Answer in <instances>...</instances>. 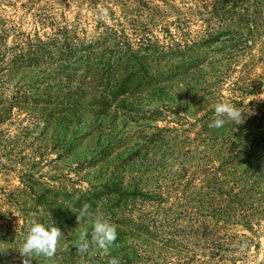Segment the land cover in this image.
Instances as JSON below:
<instances>
[{
	"label": "rangeland",
	"instance_id": "374dc122",
	"mask_svg": "<svg viewBox=\"0 0 264 264\" xmlns=\"http://www.w3.org/2000/svg\"><path fill=\"white\" fill-rule=\"evenodd\" d=\"M220 1L0 0V101L15 100L9 113L0 107V264H24L26 259L30 264H108L109 252L121 247L129 257L121 264H264V181L243 196L244 207L220 215L219 199L228 190L217 169L225 154L218 146L207 155L205 123L198 121L205 105L188 108L185 102L196 96L186 86H202L222 71L216 101H244L242 107L249 111L264 106V0H259L263 26L234 63L222 68L224 54L217 44L209 46L214 65L171 80L169 107L152 120L116 104L107 105L104 114L89 113L90 106L84 105L78 114L67 115L57 103H64L67 87H76L78 62L61 70L57 57L28 67L19 59L27 61L40 41L85 44L114 32L135 49L140 38L201 41L222 29L214 13ZM68 73L77 75L72 84L60 83ZM25 95L28 102L20 104ZM157 95L143 102L142 111L162 107ZM42 99L52 106H42ZM244 159L241 170L247 167ZM107 184L148 196L97 198V192L106 193L102 188ZM85 203L92 215L79 221L77 212ZM191 213H199L194 214L197 223ZM167 215L171 236L168 226L159 228L158 237L140 231L143 225L153 231L152 220L159 227ZM95 216L116 225V244L108 253L97 250L81 257L75 242L79 231L91 232ZM148 217L152 219L145 221ZM35 219L53 223L64 236L52 257H25L19 251Z\"/></svg>",
	"mask_w": 264,
	"mask_h": 264
},
{
	"label": "trees",
	"instance_id": "16d2710c",
	"mask_svg": "<svg viewBox=\"0 0 264 264\" xmlns=\"http://www.w3.org/2000/svg\"><path fill=\"white\" fill-rule=\"evenodd\" d=\"M214 13L220 18L222 29L212 35H207L208 38L201 41L189 40L171 43V40L167 41L166 38L163 41L140 38L137 44L139 48L135 49L134 43L128 38L121 37L117 32H114L108 34L104 39L90 41L85 44L70 42L68 39L64 41L55 40L50 44L40 41L31 47L27 61L23 56H20L19 59L21 63L29 64L26 65L28 67L37 65L44 58L48 57L50 60H54L57 57L56 61L59 62L61 70H66L74 62H78L75 71L79 70L81 74L78 75L79 81L76 83V87L74 89L67 87V94L64 91L61 96L65 100L64 103H57V109L62 107L60 110L67 115L72 112L78 114L80 108L84 105L90 106L89 113L104 114L107 105L116 104L127 109L128 112L140 113L146 119L152 120L153 117H157L169 107L166 102H171V80L193 75L205 65L207 67L214 65V58L207 53L209 46L214 43L219 46L224 54L223 59L219 62L222 68H226L229 66L228 64L234 63L235 58L248 46L251 39L256 37L263 26L259 0H253L251 3L250 0L220 1L217 3ZM233 16L236 19H233ZM51 48L54 49L53 52ZM1 55H4V53H1ZM224 75V72L219 71L217 76L213 74L205 79L204 85L186 86L185 88V90L196 94L191 102L185 100L186 104H189L188 108L200 104L205 105L202 109L205 110V113L202 118L198 119V121H204L205 123L202 126L204 133L207 135L205 152L210 155L219 146L220 151L218 150V152L225 154L222 166L217 169L221 174L222 185L228 190L222 192L218 203V213L222 216L232 213L236 210L235 207H244L245 200L243 196L248 191L253 190L256 184L264 181V106L249 111L242 107L244 101H232V104L241 109V120L238 123L228 120L221 128L209 127L211 121L216 118L213 105L214 102H217L215 98L218 95L219 84L222 82ZM73 76L77 75H73V73L66 74L60 83L71 85ZM166 88L169 89V92L165 91ZM81 93L84 95H80ZM157 93L162 107H157L151 111H142L141 105L143 102L146 99H151ZM28 99L29 97L25 95L19 103H26ZM196 99H199L198 103H196ZM41 102L44 107L52 106V104H47L46 100L42 99ZM14 105L15 100L12 102L1 100V112L9 113L11 109L13 110ZM83 109L86 108L83 107ZM164 130L161 129L160 131ZM166 131L168 132V130ZM236 131L250 133V137L253 136L254 138L249 139V136L237 134ZM161 141L165 142V139H161ZM256 153L258 154L256 155ZM228 154H233V157L229 158ZM243 156L246 157L243 162L247 167L241 170L239 164L243 160ZM250 159L256 160L255 162L260 161V164L254 167L255 162H251ZM242 184L246 187L241 188ZM210 187L211 181L209 180L206 186V196L211 193L209 191ZM102 189H105L106 193L99 191L95 196L97 198L101 195L113 196V198H110L111 201L120 200L123 197L148 196V193L137 190L126 192L117 185L107 184ZM209 203H205L204 206L209 208ZM242 211L246 213L249 210L244 211L242 208ZM194 214L199 213H191L194 223H197ZM60 216H57V219H64ZM149 219L152 218L148 217L145 221ZM162 220L159 227L156 225L157 221L152 220V222H155V225H152L153 231H149L143 225V222H145L143 221L142 225L144 227L140 228V231L145 235L158 237L159 228L168 226L167 228L170 229L169 235L171 236V217L167 215ZM190 227L191 233L196 234L198 232L193 228V225H190ZM176 231L178 232L177 229ZM114 244H116V241ZM109 253L107 258L115 256L120 259V262H129V257H125L126 251L123 247L117 248L115 251L111 250Z\"/></svg>",
	"mask_w": 264,
	"mask_h": 264
},
{
	"label": "clouds",
	"instance_id": "9594fccd",
	"mask_svg": "<svg viewBox=\"0 0 264 264\" xmlns=\"http://www.w3.org/2000/svg\"><path fill=\"white\" fill-rule=\"evenodd\" d=\"M213 107L216 118L211 121L209 127L221 128L228 120L237 123L241 120L242 112L240 107L232 103L218 100ZM89 208L90 206L87 203L81 206L77 212L79 221L83 217L92 215ZM90 223L91 232L89 233L87 228L79 231L78 238L75 242V247L78 250L77 253L81 254V257L85 254L91 255L92 251L97 250L101 254L108 253L110 247L117 239V227L109 219L103 216H95L91 219ZM62 236L61 230L53 226V223H41L39 219H35L28 227L19 251L25 257H52L56 252L58 242ZM24 264H30V261L26 259ZM108 264H121V262L118 257L110 256L108 258Z\"/></svg>",
	"mask_w": 264,
	"mask_h": 264
}]
</instances>
